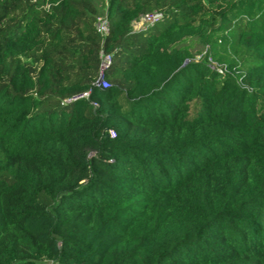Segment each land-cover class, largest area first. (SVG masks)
Returning a JSON list of instances; mask_svg holds the SVG:
<instances>
[{
  "label": "trees",
  "instance_id": "1",
  "mask_svg": "<svg viewBox=\"0 0 264 264\" xmlns=\"http://www.w3.org/2000/svg\"><path fill=\"white\" fill-rule=\"evenodd\" d=\"M105 2L0 0V264H264V0Z\"/></svg>",
  "mask_w": 264,
  "mask_h": 264
},
{
  "label": "built area",
  "instance_id": "2",
  "mask_svg": "<svg viewBox=\"0 0 264 264\" xmlns=\"http://www.w3.org/2000/svg\"><path fill=\"white\" fill-rule=\"evenodd\" d=\"M158 17H159V15H147V16H144V18L147 21H149V22H153ZM96 20H97V22H96L97 31L100 33V35L102 37L107 36L108 33H109V22H108L107 17H98ZM101 58H102L101 68H102V73H103L110 65L111 55H105V54L102 53ZM217 70H218V72H221L220 69L217 68ZM100 84L102 85L103 88H107L108 87V84L104 83L103 81H100ZM88 96H89L88 93H84L82 95L74 97L72 100H77V99H80V98H88Z\"/></svg>",
  "mask_w": 264,
  "mask_h": 264
},
{
  "label": "rangeland",
  "instance_id": "3",
  "mask_svg": "<svg viewBox=\"0 0 264 264\" xmlns=\"http://www.w3.org/2000/svg\"><path fill=\"white\" fill-rule=\"evenodd\" d=\"M94 4L96 5L98 9V17H106V9H107V4L105 0H92ZM146 23H149L144 17H142L138 22H135L133 24V27L135 30L140 29L141 27L145 26ZM189 48H191L193 54L195 55L196 59H201L208 51L207 47H203L197 40H189L188 42L185 43ZM213 65H216L214 62Z\"/></svg>",
  "mask_w": 264,
  "mask_h": 264
}]
</instances>
